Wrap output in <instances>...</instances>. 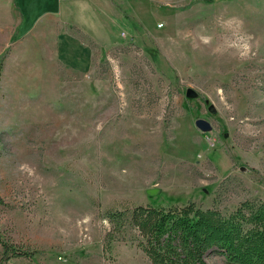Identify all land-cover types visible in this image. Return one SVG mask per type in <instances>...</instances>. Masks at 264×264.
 Wrapping results in <instances>:
<instances>
[{"label": "rangeland", "instance_id": "1", "mask_svg": "<svg viewBox=\"0 0 264 264\" xmlns=\"http://www.w3.org/2000/svg\"><path fill=\"white\" fill-rule=\"evenodd\" d=\"M252 197L264 0H0V233L31 253L8 264H152L104 249L107 210Z\"/></svg>", "mask_w": 264, "mask_h": 264}, {"label": "trees", "instance_id": "2", "mask_svg": "<svg viewBox=\"0 0 264 264\" xmlns=\"http://www.w3.org/2000/svg\"><path fill=\"white\" fill-rule=\"evenodd\" d=\"M0 204L2 201L0 199ZM216 205H135L107 210L104 249L129 241L152 264H207L217 253L229 264H264V200L245 198L233 210ZM31 253L19 250L0 233V264Z\"/></svg>", "mask_w": 264, "mask_h": 264}, {"label": "water", "instance_id": "3", "mask_svg": "<svg viewBox=\"0 0 264 264\" xmlns=\"http://www.w3.org/2000/svg\"><path fill=\"white\" fill-rule=\"evenodd\" d=\"M196 96H198L197 93L192 89H187L185 91V97L188 99L189 98L190 99L196 98ZM193 123H194L195 127L201 132L209 131L211 128V125L207 121H205V120L203 121V119H197ZM158 191H159V189H147L145 192L147 195L155 196L159 193Z\"/></svg>", "mask_w": 264, "mask_h": 264}]
</instances>
